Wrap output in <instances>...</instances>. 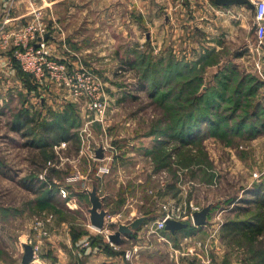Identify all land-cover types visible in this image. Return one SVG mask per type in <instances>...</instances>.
<instances>
[{"label":"rangeland","instance_id":"1","mask_svg":"<svg viewBox=\"0 0 264 264\" xmlns=\"http://www.w3.org/2000/svg\"><path fill=\"white\" fill-rule=\"evenodd\" d=\"M160 2H152V14H156L157 23L145 28L147 35L142 33L143 30L140 33L142 40L151 34L153 44L143 45L140 50H136L138 55L134 53L132 56L134 69L129 66L130 61H104L105 67L100 76L104 82L103 100L108 106L104 128L92 123L90 132L86 131L91 165L94 148L105 142L100 135L105 132L113 139L105 142L109 149L118 152L121 140L123 143L125 141L123 146L127 144L128 149L135 152L130 158L124 159L120 174L116 169V160H109V171L105 177L109 180L108 192L117 195L120 188L126 189L120 197L127 193L129 202L133 203L139 214L149 207V211L159 210L161 214L164 205L169 208L180 206L183 210L191 203L201 208L204 204L213 203L216 207L212 213L217 215L221 213V206L227 208L229 205L224 213L226 218L243 215L241 210L248 207L251 209L249 211H254V206L246 202L247 198L252 197L246 191L254 190V182L258 181L253 176L254 172L264 179V132L260 131L264 122V116L260 117L264 113V75L256 78L246 70L247 66L245 68L240 64L244 68L240 69V74H245L240 76L236 73L238 70H235L234 75L231 72L227 89L224 87L220 93L215 92V89L223 88L222 77L229 70L233 71L232 67H227L225 71L223 69L224 73L220 76H213L211 63L208 64L207 59L201 64L189 60L196 55L188 45L177 47L166 44L165 29L160 28L163 20L162 16L159 18L162 15ZM42 19L47 23L45 14H42ZM171 33L169 29V39ZM49 37V33L45 34V38ZM106 49L104 57H110V50ZM238 49L245 53V64L249 65L254 60L255 48L250 51L246 46H240ZM120 50H124L122 44ZM147 51L153 54H147ZM170 51L183 59L186 58L183 54L188 53L189 59L181 62L186 75L167 84L166 76L158 70V64L161 61L159 56ZM123 53L126 54V50ZM149 54L151 57L148 59ZM150 64L154 66L150 67ZM192 69L193 73H189ZM26 75L29 87L40 86ZM1 81L3 78H0ZM237 85L241 86L240 89H237ZM44 90L42 86L37 89L33 102L37 96H40V100L44 99ZM235 91L242 95L238 102ZM222 94L231 97L228 104L217 101ZM2 98L0 95V264H23L21 237L26 235L23 238H27V241L24 242L36 244L38 249L40 247L39 242L31 237L34 231L38 234L36 221L44 224L42 238L48 235L49 230L59 226L58 221L78 218L80 213H70L65 208L64 198L69 190L63 188L65 195L60 193L50 173L55 167L52 163L62 161L59 154L65 155L62 150L52 151L48 144L50 136L45 128L50 127L54 133L57 127L48 125L42 114L37 119L39 122L32 119L30 110L33 102L26 93H18L12 87L7 94L10 104L2 102ZM71 99L67 98L69 101ZM211 99L218 103L210 104ZM72 104L80 102L74 100ZM257 106L260 111H257ZM44 114L47 116V111ZM242 120L246 122V129L239 135L234 130L238 129L237 124ZM187 123H191L193 129L178 133L182 125ZM216 123L220 126L216 127ZM59 125L60 130H68L67 124ZM149 133H153L151 137L142 138ZM149 146L152 150L147 152ZM104 156L103 153L101 158ZM59 176L63 178L62 174ZM136 184H141V187ZM160 185L162 199L156 194ZM49 192L52 197L47 196ZM148 195L149 206L139 208V202H146L145 197ZM187 220L193 224L192 219ZM214 222L221 223V219ZM221 236L218 238L220 241L223 239V245H244L250 254L255 249L253 257L257 255L264 258V238L248 242L237 235L227 236L223 233Z\"/></svg>","mask_w":264,"mask_h":264},{"label":"crops","instance_id":"2","mask_svg":"<svg viewBox=\"0 0 264 264\" xmlns=\"http://www.w3.org/2000/svg\"><path fill=\"white\" fill-rule=\"evenodd\" d=\"M254 1L250 0L253 4L250 6L247 3L219 4L215 0H161L162 15L159 18L162 16L163 20L160 22V28L165 29L166 44L177 47L188 45L196 56L189 59L188 53H182L186 55L183 59L170 51L171 53L161 54L160 60L174 57L176 61L189 59L201 64L207 59L208 64L211 63L213 76L222 75L223 69L225 71L229 66L240 74L244 69L240 64L245 68L247 66L246 70L256 78L264 75V40L261 46L257 47L254 39ZM152 2L153 0H0V40L7 37L10 31L32 20L36 12H40L46 15L48 24H56L60 29H52V35L48 38V47L53 54L74 66L82 65L100 75L105 67L104 61H131L134 51L143 45L153 44L151 34L146 36L145 40L140 36L141 30L147 35L145 28L157 23L156 14H152ZM6 16H9V20L4 24ZM169 29L172 32L170 39ZM121 44L126 54L123 53L124 50L121 52ZM240 46H246L250 51L255 48L254 60L251 59L249 65L245 64L247 60L244 58L245 53L238 49ZM13 48L10 40L5 48L0 47V78H3L0 82V95L3 97L1 100L10 104L7 102V94L9 88L13 87L18 93H26L33 102V96L39 87H29L27 75L25 76L12 58ZM105 49L110 50V57H104ZM147 53L153 54L152 51ZM126 67L128 69V66ZM43 88L44 99L40 100V96L35 98L36 102L32 104L30 115L35 121L44 116L48 125H54L53 127H57L59 123L67 124L68 130L63 137L50 145L52 151L62 150L65 153L64 156L59 154L62 161L52 163L55 167L50 173L57 189L69 190L64 198L65 208L70 213L79 212L80 217L58 221L59 226L49 230L48 235L42 238V233L38 231L37 234L34 231L31 237L35 242H39L40 247L33 253L28 264H264L263 257H253L254 254H250L244 245H223L224 237L221 235L225 231L222 226L226 219L224 213L229 209V205L227 208L221 206L218 216L212 213L216 206L208 203L211 207L206 223L202 226L189 221L188 227L175 232L165 228L152 229L151 226L159 217L160 211L151 212L149 207L139 214L133 203L129 202L127 193L120 197L126 190L123 187L117 195L110 194L109 180L105 178L107 173L98 172V167L107 163L105 157L95 160L94 155V160H91L95 166L91 165L86 131L90 132L92 123L104 128L106 121L93 120L81 102L72 104L74 100L66 97L52 81L49 80ZM46 111L47 116L44 114ZM152 134H145L142 138L148 139ZM100 135L103 137L101 140L105 142L113 140L105 132ZM119 141L121 145L119 143L120 148L113 161L116 160V169L120 174L124 159L130 158L135 152L128 149L127 144L123 146L125 141ZM105 142L98 144L94 153L102 146L104 155H107L110 149ZM146 149H149L147 152L152 150L150 146ZM61 174L63 178L60 179ZM261 180L262 178L254 183ZM136 186L141 187V184ZM93 188H96L101 208L108 213V216L106 214L104 217L102 228L95 227L89 217V191ZM161 193L162 185L156 191L160 198ZM149 197L150 195L145 197L146 202H139V208L149 206ZM140 215L150 217L137 230L122 235L117 243L108 239L107 234L114 231L118 223H128ZM220 219L221 223L214 222ZM220 236L222 241L218 238ZM23 237L20 241L21 253L23 243H27L24 242L27 238ZM263 238L264 231L257 235L256 241ZM126 252L130 253L129 258L125 256Z\"/></svg>","mask_w":264,"mask_h":264},{"label":"built area","instance_id":"3","mask_svg":"<svg viewBox=\"0 0 264 264\" xmlns=\"http://www.w3.org/2000/svg\"><path fill=\"white\" fill-rule=\"evenodd\" d=\"M14 0H11L13 2ZM8 15V14H7ZM254 39L257 47H260L264 40V0L254 1ZM9 16H6L3 23H7ZM50 27V28H49ZM58 28L56 24L50 25L43 21L42 13L36 12L29 22L10 31L7 37L0 40V47L5 48L9 40L13 44L12 58L18 67L28 74L31 79L39 86L45 87L48 81H52L57 88L64 92L66 97L81 102L90 116L94 115V120L105 121V114L108 104L104 101V82L102 77L91 69L82 65L74 66L67 60L60 59L48 47V38L45 34L52 35V29ZM60 31V29L58 28ZM66 47V46H65ZM39 86V87H40ZM116 150L110 149V152L104 157L107 160L98 172L105 174L109 171V160L115 159ZM253 176L260 179L257 172ZM59 192L65 195L64 189L59 188ZM201 207L191 203L188 208L181 210L180 206L164 205L161 214L156 219L152 229H163L167 218L180 220L192 219V214L200 210ZM108 216V213H107ZM219 216V215H218ZM35 227L43 234L44 224L42 221H36ZM33 253L38 251V246L32 243ZM125 256L130 257L126 252Z\"/></svg>","mask_w":264,"mask_h":264},{"label":"trees","instance_id":"4","mask_svg":"<svg viewBox=\"0 0 264 264\" xmlns=\"http://www.w3.org/2000/svg\"><path fill=\"white\" fill-rule=\"evenodd\" d=\"M134 53L136 55H138V52L137 51H134ZM150 57H151V55L149 54L147 56V58L149 59ZM136 58L137 57H135V59ZM170 58L171 59H168V60H165V61H160L159 64H158L159 65L158 66V70L162 72L163 76H166L165 82L167 84L168 83H171L173 81H176L177 79H179L181 77H184L186 75V73L184 74V72H183V66H181L182 65L181 64L182 59L176 61L174 59V57H170ZM132 60H134V57H133ZM132 60L128 64H129V66L131 68L134 69L135 64L132 62ZM144 63L146 64L147 62L144 61ZM155 64H157V63H155ZM196 64L194 66H192L191 68L195 67ZM153 66H154V64H150V67H153ZM189 73H193V69L190 70ZM230 73H231V75H234L235 70L228 71L226 73V76H223L222 77V80L221 81H222V84L224 86L221 89L220 88L215 89L214 90L215 92H219L220 93L221 90H224L225 88L227 89V87L229 86L227 84H229L228 83V79H229L228 77H229V74ZM236 73L239 74V72H237V71H236ZM139 79H141V78H139ZM224 83H226V84H224ZM240 87L241 86L237 85V89H240ZM225 92H227V91L225 90ZM236 92H238V94ZM234 96L236 97L237 102L242 97V95L239 93V91H235L234 92ZM198 98L200 99V97H198ZM230 99H231V97L227 96L226 94H222V95H219L217 101L224 102V103L228 104L227 102H229ZM217 101L214 102V100L211 99L210 104H217L218 103ZM256 109H257V111H260V107L259 106H257ZM262 115L264 116V113L261 114L260 117ZM61 119L62 118H60V120ZM60 120H59V122H60ZM61 121H63V120H61ZM191 123H195V122H191ZM191 123H187V124L182 125V128L178 130V133L180 131L181 132H184V130H188L190 132L193 129V127H194V126H192V127L190 126ZM245 124H246L245 120H242L241 122H239L237 124L238 129H236V131L234 130V132L236 134L241 135L243 133L244 129H246ZM214 125H216V127H219L220 126L217 123L214 124ZM59 126L60 125H58L57 128H54V133L50 131L51 130L50 127H46L45 128V131L47 133H49V136H50V138H48V140H49L48 141L49 142L48 144L49 145H52L57 139L63 137V135L65 134L66 130L65 131L60 130L59 129L60 128ZM261 127L262 128H261L260 131H263L264 132V122H262V126ZM254 186H255L253 188L254 190H248V191H246V192H248L252 196L249 199L247 198L248 200L246 199V202H247L248 205L254 206V209H253L254 211H249L251 209L248 207L245 210H241V212L243 213V215H238L237 214L238 215L237 217L236 216L235 217H227L225 219V221H224L223 226H222L223 227V230L225 231V235H227V236H229V235L230 236L237 235V236L243 237L248 242H252V241L254 242L257 239V235L261 234L264 231V179L261 180L260 182L256 183ZM47 196H51L52 197L53 195H52V193H50V195H47ZM237 211L239 212L240 210H237ZM251 251L253 252V254L256 253L255 249H253Z\"/></svg>","mask_w":264,"mask_h":264},{"label":"water","instance_id":"5","mask_svg":"<svg viewBox=\"0 0 264 264\" xmlns=\"http://www.w3.org/2000/svg\"><path fill=\"white\" fill-rule=\"evenodd\" d=\"M219 4H234V3H247L250 6L253 4L250 0H215ZM47 36V35H46ZM96 158H101L103 156V149L101 147L95 150ZM96 188H93L89 191V197L91 206L88 209L89 217L91 223L98 228L104 227V217L107 212L101 208V202L99 196L96 194ZM211 205H205L200 210L193 212L192 221L197 226H202L206 223L207 215L209 213ZM149 215H140L135 217L128 223L120 222L117 224V228L109 232L107 237L110 241L117 243L121 240L122 235H126L129 233H133L135 230L139 228V226L149 218ZM189 226L188 220H180L174 218H167L165 220L164 228L171 232H175L176 230H180ZM33 257V247L30 243H23V253L21 257V262L23 264H28Z\"/></svg>","mask_w":264,"mask_h":264}]
</instances>
